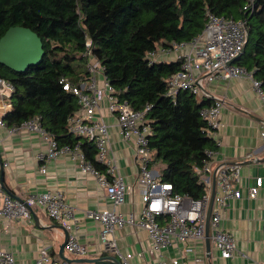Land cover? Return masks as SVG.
<instances>
[{"label": "trees", "instance_id": "trees-1", "mask_svg": "<svg viewBox=\"0 0 264 264\" xmlns=\"http://www.w3.org/2000/svg\"><path fill=\"white\" fill-rule=\"evenodd\" d=\"M246 0H0V37L9 27L31 29L41 39L38 65L14 71L0 64V78L10 82V108L2 115L7 128L38 117L43 131L57 146L78 147L99 172L96 146L69 131L68 117L79 109L71 91L88 80V65L96 61L118 102L133 110L150 109L148 147L154 163L164 167L161 182L172 193L199 198L203 183L195 172L217 151L214 128L200 111L213 105L212 96L181 90L167 96L166 78L181 69L182 58L151 61L147 54L169 49L171 42L197 36L208 15L245 21L248 38L235 64L264 88V0L244 9ZM91 42L87 53L86 41ZM164 53V52H163ZM68 84L70 90L63 88ZM151 163V164H152Z\"/></svg>", "mask_w": 264, "mask_h": 264}, {"label": "built area", "instance_id": "built-area-1", "mask_svg": "<svg viewBox=\"0 0 264 264\" xmlns=\"http://www.w3.org/2000/svg\"><path fill=\"white\" fill-rule=\"evenodd\" d=\"M255 0H246L244 9L254 6ZM245 21L231 19L223 16L209 14L202 31L189 41L171 42L169 49H159L160 52H174L176 58H182L181 69L166 78L168 85L167 96L174 97L181 90H190L200 93L201 87L206 88L216 78H230L232 76H245L252 80V84L260 98L264 101V88L260 81L253 79L252 74L245 69L230 63L238 56L246 41ZM91 42L86 41L87 53ZM147 57L151 61L157 60L155 52H149ZM175 58V59H176ZM90 76L78 87L71 91L77 97L78 111L68 117L69 131L72 134L86 137L94 142L97 153L95 158L103 162L106 172H99L84 159L78 147H58L55 141L42 129L38 117L23 121L19 126L9 128L15 131L19 127L34 129L44 136L48 142L45 153L36 156L38 162H45L56 158L60 154H68L72 159H77L80 170L90 173L98 186L110 199L111 209L88 211L86 216L100 224L99 241L106 253L115 256L119 264H130L131 253H121L117 247L114 231L125 225L137 226L147 231L151 241V251L159 252L171 247L174 242H182L183 253H191L193 247L187 242L204 240L206 211L211 195L212 180L214 178L215 192L209 219V240L222 258L231 257L236 251L234 236L231 232L219 228L220 214L230 199L241 196L237 188L240 163L238 162H212L214 151H207V159L201 167L195 169L196 174L203 183L204 192L199 198L188 195L172 193V186L168 182H161L151 168L153 154L148 147V136L151 133L146 112L150 109L146 105L142 110H133L129 104L118 102L114 97V89L104 79L103 90L96 86V73H102V67L96 61L88 65ZM64 89L70 90L68 84ZM13 86L7 80L0 78V94L9 98ZM210 96L208 92H201ZM105 97L108 110L115 114L119 132L124 139L134 136V162L138 168L137 185L143 206L135 213L123 215L116 210L125 201V184L120 175L115 174L113 160L109 157L107 126L102 119H94L99 102ZM210 107L203 108L200 114L203 119L216 129L219 125L220 107L222 99H214ZM264 112V111H263ZM0 125L3 123L0 120ZM214 133V132H213ZM212 133V134H213ZM261 136L264 138V132ZM40 170L45 171L41 165ZM263 179L258 176L255 182L247 189V196L255 198ZM39 206L44 208L48 217L60 224L64 229H69L74 220L73 209L65 202L61 193L40 192L29 194L25 199H15L9 194H3L0 188V219L14 220L30 216V208ZM64 250L76 257L87 254L85 245L79 243L73 235L69 234ZM195 261H201L196 258ZM0 264H15L11 252L0 247ZM35 264H67L65 261H54L48 255L47 249L39 251ZM94 264V263H82ZM156 264H186L182 256L169 259L160 258ZM264 264V262L262 263Z\"/></svg>", "mask_w": 264, "mask_h": 264}, {"label": "crops", "instance_id": "crops-1", "mask_svg": "<svg viewBox=\"0 0 264 264\" xmlns=\"http://www.w3.org/2000/svg\"><path fill=\"white\" fill-rule=\"evenodd\" d=\"M172 54L173 56H169ZM158 60L168 57L175 60L176 53L162 52ZM96 86L103 90V73H96ZM208 87V88H207ZM206 91L213 99H222L219 125L213 136L218 143L212 162L240 163L237 188L241 196L230 199L219 210V228L234 236L236 251L229 258H222L211 243L207 257L204 240L187 242L193 247L191 253H183L182 242L159 252L151 251V241L146 230L125 225L114 231L116 244L121 253H131L130 264H156L160 258H181L186 264H262L264 262V101L253 87L252 80L245 76L216 78L207 85ZM10 108L9 98L0 94V119ZM94 119H102L107 126L109 157L113 160L115 174L123 178L125 201L116 210L127 215L137 214L143 203L137 185L138 168L134 162V136L124 139L119 132L114 113L108 110L105 97L99 102ZM48 142L42 133L19 127L10 132L0 125V161L3 170V194L25 199L29 194L40 192L61 193L65 202L73 209L74 220L70 228L64 229L51 220L44 208L33 206L30 216L7 220L0 219V247L11 252L15 264H35L40 249L46 248L54 261H62L59 246L64 231L87 248L85 258L106 255L99 241L100 224L86 216L88 211L111 209L112 204L96 179L80 170L77 159L64 153L45 162H38L36 156L45 153ZM41 165L45 171L40 170ZM156 171V170H155ZM159 173L155 175L159 178ZM262 177L263 183L255 198L247 196V189ZM62 227V229L60 228ZM69 259H77L63 253ZM198 258L201 261H195ZM67 264H82L70 262Z\"/></svg>", "mask_w": 264, "mask_h": 264}, {"label": "water", "instance_id": "water-1", "mask_svg": "<svg viewBox=\"0 0 264 264\" xmlns=\"http://www.w3.org/2000/svg\"><path fill=\"white\" fill-rule=\"evenodd\" d=\"M246 27V24H245ZM246 41L238 56H236L230 63H235V61L242 55L245 50L248 33L246 30ZM43 47L41 39L36 33L31 29L22 26L9 27L5 33L0 37V64L14 70V71H24L30 66L38 65L41 62L43 56ZM201 92H207L206 89L201 87ZM260 159L258 161H263ZM2 163L0 161V185L4 189L3 184V170ZM215 192L214 178L212 180V188L210 200L208 203L206 211L205 220V250L207 257L210 256V240H209V219L211 214V209L213 205V196ZM31 210V208L29 209ZM62 229V227L60 226ZM68 234L64 231L63 242L59 246V256L60 258L67 262H79V263H94V264H119L117 258L113 255H106L98 258H85L80 257L77 259H69L64 253L65 243L67 241Z\"/></svg>", "mask_w": 264, "mask_h": 264}, {"label": "rangeland", "instance_id": "rangeland-1", "mask_svg": "<svg viewBox=\"0 0 264 264\" xmlns=\"http://www.w3.org/2000/svg\"><path fill=\"white\" fill-rule=\"evenodd\" d=\"M160 53H162V52L157 51V52L155 53V56H157V55L160 54ZM169 56L172 57L173 55L170 54ZM161 60L170 61V60L168 59V57H166V58H164V59H161ZM206 87H207V85H206ZM207 88H208V87H207ZM207 88H206V89H207ZM163 167H164V163H163L161 160H157V161H155L154 163L151 164V168L154 169V170H156L157 173H159Z\"/></svg>", "mask_w": 264, "mask_h": 264}]
</instances>
